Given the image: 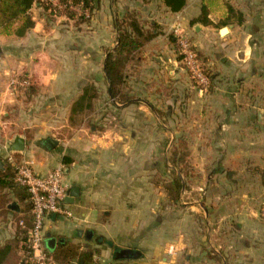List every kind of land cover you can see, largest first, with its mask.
<instances>
[{
  "label": "crops",
  "instance_id": "crops-1",
  "mask_svg": "<svg viewBox=\"0 0 264 264\" xmlns=\"http://www.w3.org/2000/svg\"><path fill=\"white\" fill-rule=\"evenodd\" d=\"M92 3L90 12L75 4L89 12L82 22L39 1L28 12L31 29L0 34V152L6 159L8 142L23 137L20 159L41 176L63 164L68 192L78 193L63 202L72 218L47 219L45 241L55 240L53 251L91 250L97 264H264V0H241V23L223 2L225 14L215 9L201 21L200 0H185L178 12L162 0ZM129 10L158 35L143 61L127 68L130 100L120 103L110 97L105 62L117 45V16ZM175 32L194 43L210 73L203 90L180 62ZM12 77L28 78L33 92L10 90ZM47 137L55 149L40 144ZM179 139L192 171L173 169L164 186V152ZM189 183L208 188L195 194ZM0 186V247L17 240L15 260L5 264H19L29 203ZM17 219L22 238L11 228ZM122 250L134 255L120 258Z\"/></svg>",
  "mask_w": 264,
  "mask_h": 264
},
{
  "label": "trees",
  "instance_id": "trees-1",
  "mask_svg": "<svg viewBox=\"0 0 264 264\" xmlns=\"http://www.w3.org/2000/svg\"><path fill=\"white\" fill-rule=\"evenodd\" d=\"M40 0H0V34L2 35H15L22 36L27 30L31 29L34 25L31 17L29 16V10L34 3ZM60 0L61 4L71 3L83 4V9H88L89 12L93 10L92 0ZM164 5L172 12H178L185 6V0H162ZM200 15L196 18V21L205 19L206 16L213 10L218 8L219 1L224 0H200ZM225 3L226 13L228 16L235 13L232 6ZM60 15H65L68 18H77L79 21L84 22L82 16H76L73 12L67 9L61 10ZM140 14L134 10H129L122 16L121 19H116L115 30L117 34V45L108 53L105 62V76L109 83L110 97L115 102L126 103L130 100L128 93L125 90V77L128 67L134 68L143 61V53L145 46L150 43L157 35V27L155 25L146 26V24L140 20ZM238 23L242 22V15L237 17ZM156 30V32H155ZM178 49V48H177ZM178 51V50H177ZM198 55L200 65L203 72L207 75L208 81L211 76L207 69L204 68L203 62ZM31 92L34 87L29 86ZM189 151L187 144L183 139L178 140V145L174 146L170 150V156L168 158V164L178 171L179 174H185L191 168L188 166ZM64 163H68L67 160H63ZM192 171V170H191ZM0 183L5 185L6 188L13 189L17 194H21L27 199L29 203V197L25 189L20 187L14 181L13 175L5 171L0 174ZM181 187V185H180ZM29 208H31L29 203ZM24 243L26 240L23 241ZM18 241L12 239L0 247V264H5L9 257L15 260L14 250L17 248ZM23 251L26 254V248L22 246ZM50 255L59 264H79V260L88 261L92 260L91 250L87 252H78V247L75 245H66L57 249L56 251L47 250ZM26 255L19 264H26ZM87 264V263H85Z\"/></svg>",
  "mask_w": 264,
  "mask_h": 264
},
{
  "label": "built area",
  "instance_id": "built-area-1",
  "mask_svg": "<svg viewBox=\"0 0 264 264\" xmlns=\"http://www.w3.org/2000/svg\"><path fill=\"white\" fill-rule=\"evenodd\" d=\"M50 8L58 11L67 9L78 16L88 18V10L72 5L71 3L61 4L57 0H40ZM177 39L178 53L182 64L190 79L199 90H203L208 85V77L203 72L194 43L175 32ZM31 82L28 78L12 77L9 81V89L19 91L29 88ZM11 166L14 167V181L25 189L29 197L31 222L24 246L26 248V264H59L47 251L45 246L44 229L47 219L52 215H60L72 218V213L63 206L64 199L67 197L68 189L64 183V165L58 164L46 175L37 174L29 163L23 162L14 164L12 157H7ZM264 213V210H263ZM21 225V223H20ZM170 255L173 250L168 252ZM89 264H97L92 260Z\"/></svg>",
  "mask_w": 264,
  "mask_h": 264
},
{
  "label": "rangeland",
  "instance_id": "rangeland-1",
  "mask_svg": "<svg viewBox=\"0 0 264 264\" xmlns=\"http://www.w3.org/2000/svg\"><path fill=\"white\" fill-rule=\"evenodd\" d=\"M235 1V2H234ZM241 0H229V2L232 4V7H233V9H234V11H235V13H233V14H231V15H229L230 17H232V18H234V19H237V17L239 16V14H244V10H246V7H242V6H240V4H239V2H240ZM221 5L223 6V3L221 2L218 6L220 7H218L217 9H216V15L217 16H221V14H223L224 12H222V9H221ZM51 9H53V10H57V9H55V8H51ZM248 9V8H247ZM248 11H250L249 9H248ZM242 12V13H241ZM126 13V12H125ZM225 14V13H224ZM228 14V13H227ZM124 15V13L123 14H119L118 16H117V19H121L122 18V16ZM155 32H156V30H155ZM157 33H158V31H157ZM178 48V47H177ZM178 57H179V59H180V62H181V64H182V60H181V57L179 56V53H178ZM182 66H183V64H182ZM184 68V67H183ZM186 71V70H185ZM188 74V73H187ZM188 76H189V74H188ZM192 81V80H191ZM193 82V81H192ZM194 83V82H193ZM87 127V126H86ZM87 130L89 131V129L87 128ZM28 136H30V138L31 139H33V136H31V135H29L28 134ZM6 154H7V156H11L12 157V162L14 163V164H19V163H23L24 161L22 160V159H20V157L17 155V153H9L8 151H6L5 152ZM164 158H166V160H167V162H168V158H169V156H170V151H167V152H164ZM4 157V158H3ZM0 161L1 162H4V164H5V169H6V171L8 172V173H10L11 175H13V172H14V167L13 166H11V164H10V162L8 161V159H7V157H6V159H5V156L3 155V153L2 152H0ZM174 170H173V168L169 165V164H166V166L163 168V174H162V178H163V182H164V186H170V185H166V184H169V181L170 180H174L173 178H174ZM1 176V175H0ZM1 184V183H0ZM188 185V186H187ZM185 187V189H191L192 191H193V193H195V194H202V191L206 188H208V187H206L205 186V188L204 187H201V184H196V183H194V184H192V183H189V184H186V186H184ZM199 187H201V191L200 190H198V188ZM167 189H168V191H169V188L167 187ZM180 189V188H179ZM12 190V193H16V191L15 190H13V189H11ZM164 192H165V190H164ZM0 193H2V190H1V186H0ZM166 193V192H165ZM167 194V193H166ZM259 203L260 202H263L262 200H260V201H258ZM4 206V205H3ZM259 215H261V216H264V213H263V210H264V204L263 205H259ZM4 208V207H3ZM4 212H5V208L3 209V210H0V225H3L4 223H2L3 222V220H6V216H4L3 214H4ZM10 221V220H9ZM9 221H6L7 223L9 222ZM18 221H19V219H17L15 222L13 221V223H15V227H14V225H12V230H13V233H16V232H19L18 233V235H19V238H22V236H23V234H21V233H24L23 232V230H20L19 228H20V224L19 225H17L18 224ZM9 224V223H8ZM30 226V222H28V227ZM8 228V227H7ZM9 229V228H8ZM6 236V235H5ZM4 236V237H5ZM3 237V238H4ZM7 237V236H6ZM8 240H11L10 238L9 239H4V240H2V242H4V241H8Z\"/></svg>",
  "mask_w": 264,
  "mask_h": 264
},
{
  "label": "water",
  "instance_id": "water-1",
  "mask_svg": "<svg viewBox=\"0 0 264 264\" xmlns=\"http://www.w3.org/2000/svg\"><path fill=\"white\" fill-rule=\"evenodd\" d=\"M96 2V0H95ZM227 32V28L223 27L219 30L220 35H224ZM110 94V93H109ZM40 144L46 149V150H53L58 146V142L51 138L47 137L44 138L40 141ZM7 150L9 153H23L25 150V139L19 135H15L12 140L8 142ZM2 163H0V170L2 169ZM75 187H71L70 191L68 192V196L64 199V202H67L68 199H73L76 198L78 193L76 192ZM49 235H47V239L45 241L46 248L49 249L50 251H53L54 245H55V240L52 238H48ZM132 255H134V252L132 251H127V250H122L119 252L120 258H129Z\"/></svg>",
  "mask_w": 264,
  "mask_h": 264
}]
</instances>
